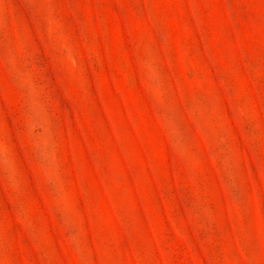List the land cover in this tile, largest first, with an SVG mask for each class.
Here are the masks:
<instances>
[{"label":"rangeland","instance_id":"rangeland-1","mask_svg":"<svg viewBox=\"0 0 264 264\" xmlns=\"http://www.w3.org/2000/svg\"><path fill=\"white\" fill-rule=\"evenodd\" d=\"M0 264H264V0H0Z\"/></svg>","mask_w":264,"mask_h":264}]
</instances>
